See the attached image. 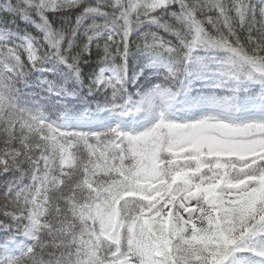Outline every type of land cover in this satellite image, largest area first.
<instances>
[{
  "label": "snow or ice",
  "instance_id": "6c2138e0",
  "mask_svg": "<svg viewBox=\"0 0 264 264\" xmlns=\"http://www.w3.org/2000/svg\"><path fill=\"white\" fill-rule=\"evenodd\" d=\"M6 173L0 264H264V0H0Z\"/></svg>",
  "mask_w": 264,
  "mask_h": 264
},
{
  "label": "trees",
  "instance_id": "16d2710c",
  "mask_svg": "<svg viewBox=\"0 0 264 264\" xmlns=\"http://www.w3.org/2000/svg\"><path fill=\"white\" fill-rule=\"evenodd\" d=\"M4 27H8L9 25H3ZM95 66V57L93 58V61L90 65H85L84 67V72L85 73H88L92 70V67ZM50 78V77H49ZM150 79L153 81V82H157V78L155 76H151ZM86 82V80H85ZM143 83L144 84V87L145 88H148V87H151V84L150 83H145L144 82V79L143 77L141 78L140 81H137V84H141ZM196 88L199 89L200 88V85L197 84L196 85ZM128 90L129 92H133L136 90V85H129L128 86ZM82 94H84L86 96V99L88 100L89 104L94 108L95 107V103L97 101V99H101L102 100V97H98L97 95H93V96H87L86 95V89L82 90ZM77 107L81 108V110H83V108L80 106V105H77ZM15 177L11 174V173H6L2 176H0V191H2L6 186L7 184L12 181Z\"/></svg>",
  "mask_w": 264,
  "mask_h": 264
},
{
  "label": "rangeland",
  "instance_id": "374dc122",
  "mask_svg": "<svg viewBox=\"0 0 264 264\" xmlns=\"http://www.w3.org/2000/svg\"><path fill=\"white\" fill-rule=\"evenodd\" d=\"M205 91H207V90H205ZM249 115L254 116V117H256V118H259L262 114H261L260 112H252V113H249ZM100 119H101L104 123H106V124H108V123H113V122H114V121H112V120H109V119L107 118V115H106V114H101ZM123 125H124L125 127L137 126V125H135L134 122L131 121V120H126V121H124V122H123Z\"/></svg>",
  "mask_w": 264,
  "mask_h": 264
}]
</instances>
